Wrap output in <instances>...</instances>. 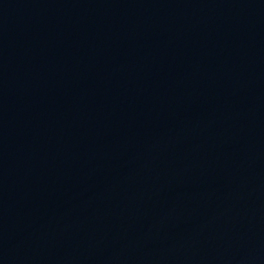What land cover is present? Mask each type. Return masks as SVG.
<instances>
[{
  "label": "water",
  "instance_id": "95a60500",
  "mask_svg": "<svg viewBox=\"0 0 264 264\" xmlns=\"http://www.w3.org/2000/svg\"><path fill=\"white\" fill-rule=\"evenodd\" d=\"M0 264H264V0H0Z\"/></svg>",
  "mask_w": 264,
  "mask_h": 264
}]
</instances>
